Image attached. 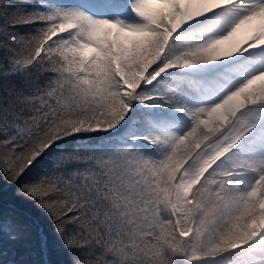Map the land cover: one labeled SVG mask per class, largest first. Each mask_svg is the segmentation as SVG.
<instances>
[{
    "label": "snow or ice",
    "instance_id": "snow-or-ice-1",
    "mask_svg": "<svg viewBox=\"0 0 264 264\" xmlns=\"http://www.w3.org/2000/svg\"><path fill=\"white\" fill-rule=\"evenodd\" d=\"M0 264H264V0H0Z\"/></svg>",
    "mask_w": 264,
    "mask_h": 264
},
{
    "label": "trees",
    "instance_id": "trees-1",
    "mask_svg": "<svg viewBox=\"0 0 264 264\" xmlns=\"http://www.w3.org/2000/svg\"><path fill=\"white\" fill-rule=\"evenodd\" d=\"M3 199L6 207L12 202L11 192L6 187L4 189Z\"/></svg>",
    "mask_w": 264,
    "mask_h": 264
}]
</instances>
